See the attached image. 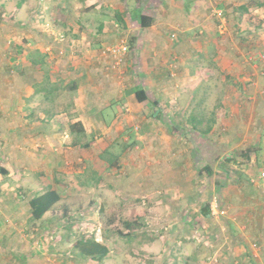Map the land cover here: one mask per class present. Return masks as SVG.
I'll return each mask as SVG.
<instances>
[{"label":"rangeland","instance_id":"obj_1","mask_svg":"<svg viewBox=\"0 0 264 264\" xmlns=\"http://www.w3.org/2000/svg\"><path fill=\"white\" fill-rule=\"evenodd\" d=\"M19 1L20 6L18 7L16 3ZM21 1L0 0V97L3 98L2 103L0 98V113L5 116L0 120V164L8 170L7 174L0 175V223H2V226L0 225V254L1 252L6 253L9 248L7 244H4V238L7 235L4 231L12 228L14 230V239L23 243V246H21L22 253H30L34 250L38 253L35 257L39 259V261L35 260L36 264H44L41 261L48 264H57L56 262L61 261L60 257L65 252H62L60 248H66L68 251L70 249L69 245L71 246L77 234L83 232L95 233L97 239L103 241L101 232L103 233L106 228L111 230L119 228L124 229L123 231H128L122 222V218L128 217L134 221H146L140 231L142 233L145 232L147 237H144L140 232L132 240H127L128 236L124 235H111L110 239L105 241L112 250L111 259L106 262L108 264H141L142 261L145 264H184L189 259L186 258L188 255H194L192 257L193 260L190 261L191 264H239L240 261L243 264H255L256 260L260 262L259 264H264V260L262 262L257 259L264 258V192L261 191L262 188L264 189V179L259 178L261 171H264L263 153L253 152L251 154L254 156L253 160L251 159L246 163L244 162L245 160H240L239 163L234 160L225 164V169H227L226 172L229 173V176L225 175L228 181H225L221 187H229L227 188L229 189L228 192L221 189L215 195L214 193H207L205 195L191 196L187 203L182 202L178 206L179 208L174 207L170 213L166 210L167 204L160 202L152 214L147 212L149 214L146 215L144 213L146 211L144 203L139 202L140 199L136 200L135 196H132L130 197L132 199L131 202L124 201V199L118 200L116 199L118 194L112 188H108L104 191V194H111L112 196L108 201L115 200L118 202L115 203V206H112L111 212L110 209H107V211L104 210L105 214L96 213L93 215L89 213L93 211L90 209L92 206L89 204V199L94 195L88 192L84 193L83 191H87L85 187L79 191L76 186H80V184L74 181L75 171L82 169L84 165L90 167L92 159H90L88 149L86 150L82 146L76 147L73 144L72 138L70 135L68 136L65 130L67 129L66 122L62 120V130L55 132L58 135L56 137V145H59L58 150L57 146H54L57 151H54L50 144L55 138L50 133L47 135L45 143L38 145L41 143L38 141L33 143L31 139L25 140L26 136L22 137L23 134H19V131L15 133L12 131V128L15 127L12 124H17L23 120L24 112H27V109L22 102L23 98L19 104L14 105L15 110L13 111L5 99H10L14 95L24 94L23 91L26 88L23 86L26 84V79L23 78L22 68L29 61L32 62L29 58V49H34L35 45L42 44V49L45 48L46 54L41 53L43 67L31 72L29 81L31 83L34 80L42 79L44 81L41 85L35 83L33 88L36 91H40V94L45 97V102L37 100V107L31 105L29 109V114H32L30 117L31 121L33 118L39 117L40 112L44 113V109L52 111V113L46 114L47 117H51L55 113H64L69 108L73 97L76 98V93L79 90V86L76 87L77 90L72 88V84L76 83L74 81L75 72L72 71V68L79 64L76 62L79 54L82 61L90 58L106 59L108 61L106 71L109 72L107 75L111 79L112 84L110 85L108 96L115 94L120 88L124 87V77L129 74L126 71L127 69L124 74V72L108 68L111 61L110 57H102L87 50L77 52L75 49L72 52L68 42H59V40L55 39L56 35L64 34L66 38H69V43H71L73 35L67 34V32L72 33L71 28L76 25H69L66 20L77 17L83 11L91 10L87 6L89 0H80L83 1L81 3L79 0H27V2L24 1L25 3ZM103 1L107 5V7L105 5L106 9H103L104 12L112 16L109 21L119 24V26H116L119 28L116 32L113 30L108 32L111 35V40L112 36L114 40L109 41L108 38H105L104 42L114 44L125 38L130 51L132 47L136 49L138 36L141 38L144 33L156 31V33L161 34L162 40H164L162 44L170 48L172 47L170 43L179 40L183 33H186L184 32L185 29L190 27L187 30L189 45L200 51V53L196 52L189 55V57L191 56L189 61L190 68L192 71H200L207 68L215 70L212 75H216V77H213L209 83L214 98H216V95L234 97L235 87L238 88L239 96H242L240 91L247 89L243 87L242 83L246 81L245 77L249 78L252 83L256 82L253 85L254 87L258 86L256 89L261 90L263 88L264 0H191V4H189L188 0H174L177 3L176 8H174L173 4H170L172 0H169L170 3L167 6L165 4L161 5L159 3L160 0H138L139 5L143 7L142 12L144 14H153V21L150 26H142L140 24L135 16L137 15L136 12L131 10V0ZM195 2L198 4L194 5ZM242 5H245L248 12L243 17H239V12L244 11L240 8ZM115 6L118 7L119 11L122 10L120 13L125 16H122L119 21L116 20ZM220 10L224 11V15L221 18L217 15ZM130 13L133 16L132 20L129 18L126 22L127 15H130ZM91 25H94L93 39L96 40L97 36H95L94 31L97 23L95 22ZM89 26L84 25L86 29ZM108 28L110 29V25H108ZM6 32L9 35H6ZM200 43H202L201 46L199 45ZM219 49L223 51V57L222 59L220 58L221 66L219 65V60L217 59L216 62L212 54L203 53L205 50L213 51ZM35 62L40 63V60L35 58ZM124 65L125 63L123 62L122 66L124 67ZM122 66L120 70L123 71L124 68L122 69ZM131 70L133 73L135 72L133 67ZM173 70L176 71V68H173ZM179 73L181 77L186 75L184 70H179ZM162 74H166V77L170 75L167 79L172 77L170 71L162 72ZM200 74L208 77V73L204 71L200 72ZM12 77L14 83L9 82V78L11 79ZM219 77L224 83L223 90L218 87L219 80L216 81L217 83L215 82ZM127 81L130 83L129 78H126V84ZM52 82H55V86L50 89ZM215 84H217L216 89L214 88ZM253 89L250 87L248 93L253 95ZM85 90L81 88V93L85 94ZM90 91H92V88H90ZM234 100H231L232 103ZM244 107L248 108L247 112L249 114L251 103L247 102L241 105V108ZM240 112L242 113L241 110H239ZM225 116L228 117L227 114ZM39 122L46 125L56 123L50 118L39 120ZM21 123L26 126L28 122L21 121ZM259 123L262 124V120ZM110 124L113 126L112 131H114V137H116V128L119 123H112L111 121ZM41 127L44 128V125H41ZM132 128L126 135L128 137L127 141L136 139L138 134L143 135L142 132L148 131L149 127L136 120L133 122ZM220 131H226L225 127H221ZM192 134L185 139H190L193 143L197 141V136L195 133ZM79 137L82 139V135ZM117 138V146L126 143L124 142V136ZM103 140L108 141V136L103 137ZM150 140H152L151 135L143 136V144ZM238 143H240V140L237 143H233L232 146H236ZM18 144L20 146H16ZM143 144L140 148L146 151ZM242 147H245V143L239 144V148L241 149ZM237 149L235 148V150ZM235 150L233 149L232 152ZM52 151L57 155L55 157L57 158V166H53L48 170L50 174L46 171V175L44 168L40 169L38 165L49 167L46 164L50 160L54 162L51 156ZM40 154L46 155V162L39 160ZM233 154L235 152L231 155ZM165 156L158 159L165 160ZM29 157L34 160L29 161ZM149 160L151 161V156H146L145 164ZM53 170L60 172L57 180L59 183L55 181V185L62 184L61 186L64 188L60 190H63L64 195L72 190V195L78 198L71 199V204L78 208L76 211L73 210L75 211V218L72 222L74 226L72 225L68 229V227L62 226V220H60V225H58L59 221L54 220L52 225L47 227L50 232L40 231L37 233L33 227L35 223H30L31 220L26 218V213L24 212L28 209L29 200L43 186L41 184L44 182L42 175L50 177ZM53 177L56 179V176ZM50 180H52V177ZM236 190L240 191L242 196H238L235 193ZM97 203L100 204L98 199ZM207 204L210 206L209 216L201 211L204 210ZM14 205L17 210H15ZM213 205L220 210L224 209L225 214L218 217L215 216L211 211V206ZM12 211L21 212L16 213L17 215L14 218L11 216ZM247 211L252 212V214L245 217ZM230 217L241 218L242 220H240L239 224L247 226L246 229L243 227L246 232L244 233L240 225L233 222ZM232 223L234 224L231 225ZM64 234H69L70 238L63 236ZM8 235L12 236V233L9 231ZM50 237L54 238V240L52 241ZM59 241H64L67 244L63 243V247H61ZM57 242L59 244L54 248ZM236 245L243 247V255L242 253L241 256L233 254V246ZM244 245H247V247ZM34 246L35 248H32ZM228 246H231L232 249L227 250ZM168 249L171 250L170 253ZM216 250H219L217 256H215ZM174 252L177 253V258L173 254ZM235 257L239 259V263H235ZM166 258L169 259L166 260Z\"/></svg>","mask_w":264,"mask_h":264},{"label":"crops","instance_id":"obj_2","mask_svg":"<svg viewBox=\"0 0 264 264\" xmlns=\"http://www.w3.org/2000/svg\"><path fill=\"white\" fill-rule=\"evenodd\" d=\"M24 1L27 2V0H22L21 2ZM188 1L191 4L193 0ZM88 2L87 6L91 10L83 11L73 19H65L69 25H76L73 27L75 29L72 33L68 32L73 35H71V43L68 46L75 48L77 52L87 50V46H91L93 53L98 54L102 47L110 44V42H104L105 38H108L109 41L114 40L113 36L111 40V35L108 32H112V30L116 32L119 28L115 25L117 22L109 21L112 16L104 12L103 9H106L105 1L89 0ZM131 2L130 7L132 11L142 12L143 7L139 5V1L131 0ZM159 3L167 6L170 1L160 0ZM170 4H173L174 8L177 6L174 0ZM196 4L198 3L195 2L194 5ZM16 6H20V1L16 3ZM121 11L116 7L115 14ZM142 13L144 14V12ZM120 15L121 17H125L123 14ZM146 15H150L153 18L152 13H147ZM127 16L126 22L129 18L132 20L133 16L131 13ZM95 22L97 23L94 31L95 36H97L96 40L93 39L94 25H91ZM84 25L90 26L86 29ZM108 25H110V29ZM188 29L190 27L185 29L184 32L186 33H183L179 40L170 43L172 45L170 48L162 44L164 40H162L161 34L156 33V31L144 33L141 38L138 36L136 49L131 48L132 50L126 56L125 65L124 67L122 66L124 70H121V72L125 74L126 69L129 72L127 77L126 75L124 77V87L110 96H108V92L112 84L111 79L107 75L109 72L106 71L108 61L106 59L92 58L82 61L78 53L79 58L76 59V62L79 64L72 68V71L75 72L74 81L76 82L72 84V88L76 89L79 86V90L76 93L77 96L75 95L76 98L73 97L69 108L64 113H55L53 116L47 117L46 114H50L52 111L44 109V113L40 112L39 117L33 118L32 121L30 120L32 114H29L31 105L37 107V100L45 102V97L40 94L39 90L36 91L33 88L35 83L41 85L44 81L42 79L34 80L31 83L29 81L30 73L43 67L41 62L42 54H46V51L45 48L42 49V44L35 45L34 49L36 50L29 49V58L32 62L29 61L22 68L23 78L26 79V84L23 87L26 90L23 91L24 94L14 95L10 99H5L13 111L15 110L14 105L19 104L23 98L22 102L25 104L24 107L27 109V112H24V119L21 121L28 123L26 126L21 121L17 124H12L15 126L12 128V131L14 133L19 131V134H23L22 137L26 136L25 140L31 139L33 143H36L34 141L41 143L38 145L44 144L47 135L50 133L55 137L50 144L52 149L57 151L59 145H56V137L58 135L55 132L62 130V120L66 122L67 129L65 130L68 136L70 135L72 138L73 144L76 147L82 146L86 150L88 149L90 159H92L91 166L84 165L82 169L75 171L76 175L74 178V181L80 184V186H76L79 191L85 187L87 191H83L84 193L88 192L94 195L89 199V204L92 206L90 209L93 210L89 212L90 214H105L104 210L107 211V209H110L111 212L112 206H115V203L118 202L115 200L108 201L112 197L111 194H104V191L108 188H112L120 196L116 197L118 200L124 199V201L131 202L132 199L130 197L132 196H135L136 200L140 199L139 202L144 203L146 210L144 213L146 215L149 214L147 212L152 214L160 202L167 204L166 210L170 213L174 207L179 208L178 206L182 202L187 203V200L191 196L205 195L207 193H214L215 195L221 189L228 192L229 189L227 188L229 187H221L225 181H228L225 175L229 176V173L226 172L225 164L236 160L237 156L243 151H252L247 157L245 156V163L251 159L253 160L254 156L251 155L253 152L264 154V84L263 88L258 90L256 89L258 86H253L256 82L252 83L249 81V78L245 77L246 81L242 83L243 87L247 89L240 91L242 96H239L238 88L235 87L234 97L216 95V98H214L209 83L213 77H216V75H212L215 70L207 68L205 70L192 71L190 68L189 61L191 56L189 57V55L196 52L200 53V51L189 45L190 41L187 40ZM5 34L9 35L7 32ZM199 45L201 46L202 43ZM203 53L212 54L214 60L217 62L218 59L221 66L220 58L222 59L223 57L221 49L213 51L205 50ZM35 58L40 60V63H36ZM132 67L135 70L134 73L131 70ZM173 68H176V71ZM179 70H184L186 75L181 77ZM169 71L172 77L167 79L170 75L166 77V74L164 75L162 72L166 73ZM202 71L208 73V77L202 76L200 74ZM126 78H129L130 83L127 81L126 84ZM218 80V87L223 90L224 83L221 77L215 80V82ZM9 82L14 83L13 77L9 78ZM119 82L118 84L121 83ZM54 86L55 82H52L50 89L54 88ZM249 86L254 88L253 95L248 93V90H250ZM81 88L86 89L85 94L81 93ZM90 88H92V91H90ZM214 88H217V84H215ZM38 95L40 96L38 97ZM0 98L2 103L3 98ZM233 99L235 100L232 103L231 100ZM247 102L251 103L249 114L247 107L241 108V105ZM256 106L258 107L254 108ZM239 110L242 113H239ZM226 114L228 117L225 116ZM4 117V114L0 113V120ZM47 118L53 119L56 123L46 125L39 122V120H46ZM255 118L256 120H254ZM136 120L141 121L144 126H148V131H143V135L138 134L136 139L127 141L128 137L126 135L133 129L132 124ZM260 120H262V124L259 123ZM111 121L112 123H119L116 128V137H114V131H112L113 126L110 124ZM209 122L211 127L208 125ZM41 125H44V128ZM221 127H225L226 131H220ZM192 133H195L197 136V141L193 143L190 139H185L188 135H193ZM81 135L82 139L79 137ZM146 135H151L152 140L143 144V136ZM105 136H108V141L103 140ZM120 136H124L126 140H124L126 143H123V145L119 144L122 147L116 145L117 137ZM239 140L240 143H245V147L240 149V143L232 146L233 143H237ZM142 144L146 148V151L141 150L140 146ZM54 146H57V150H55L56 147ZM235 148L239 149L235 150ZM233 149L235 151L232 152ZM234 152L235 154L231 155ZM148 153L150 154L147 155ZM51 156L54 162L50 160L46 164L49 167L38 165L40 169L44 168L45 174L46 171L50 174L48 170L53 166H57V158H55L57 155L52 151ZM146 156H151V161H148L149 164H145ZM164 156L166 157L165 160L158 159ZM228 159L234 160L228 161ZM28 160L32 161L34 159L29 157ZM39 160L46 162V155L40 154ZM237 162L239 163V161ZM59 175L60 172H55V170L52 171L50 177L42 175L44 182L41 183L40 181V183L43 186L40 188V191L35 193V195L42 193L47 188L52 187L57 189L61 194V201L40 220L30 221V223H35L33 227L37 232H50L47 227H50L54 220L60 222L58 225L61 224L60 220H62V226L68 227V229L73 225L74 212L78 208L71 204V199L78 198L72 195V190L64 195L63 190H60L64 188L61 186L62 184L55 185L58 182ZM53 176H56V179ZM51 177L53 181L50 180ZM261 191L264 192V189L262 188ZM235 193L238 196H242L240 191L236 190ZM97 199L100 204L97 203ZM97 207L98 209H96ZM14 208H16L15 205ZM20 212L12 211L11 216L15 218V215ZM247 212L245 213V217L252 214V212ZM24 213H26V218L30 220L31 207L29 202L28 209ZM48 214L50 215L48 216ZM55 216L57 217L54 218ZM230 219L238 225H240L239 222L242 220L237 217H230ZM0 225L2 226V223ZM13 227L16 228L14 225ZM240 227L246 229L247 226L240 225ZM106 229L111 230L109 228ZM106 229L103 230V233ZM245 229H243L244 233L246 232ZM9 231L12 233V236L8 235ZM4 232L7 233L6 238H4V244H7L9 248L6 253L1 252L0 264H34V262L36 264L35 260L39 261L35 257V255H38L37 251L33 250L30 253L21 252L23 243L14 239V230L12 228ZM63 236L68 237L69 234H64ZM59 242L61 247H63V243L67 244L64 241ZM59 242L54 245V248L57 247ZM69 247L71 248L70 245ZM32 248H35V246ZM226 249L231 250L232 248L228 246ZM233 249L234 255L241 256V253L243 255V247L236 245L233 246ZM57 250L59 249L57 248ZM168 251L169 253L171 252L170 249ZM216 251L215 253L218 254L219 250ZM111 253L112 250L102 262H96L86 257H78L77 260L71 261L70 264H108L106 262L110 261ZM173 254L177 258V253L174 252ZM169 256L171 257V255ZM180 257L182 256L180 255ZM190 257L191 259H188L189 262L193 260L192 257L194 255H188L186 258ZM169 258H166V260ZM257 259L260 261L264 260V258ZM41 262L48 264L44 261ZM56 263L61 264V261ZM235 263H239L238 258H236ZM259 263L258 260L255 261V264ZM141 264H145V262L142 261ZM239 264L243 263L240 261Z\"/></svg>","mask_w":264,"mask_h":264},{"label":"trees","instance_id":"obj_3","mask_svg":"<svg viewBox=\"0 0 264 264\" xmlns=\"http://www.w3.org/2000/svg\"><path fill=\"white\" fill-rule=\"evenodd\" d=\"M138 0H136L137 2ZM243 9V12H239L240 16L243 17L244 14L247 11L245 5H242L240 7ZM132 12V11H131ZM120 12H117L116 14V20L119 21L122 19ZM135 15L137 19L139 20L140 24L142 26H150L152 24L153 18L150 15L143 14L141 11H136ZM224 15V11H223ZM70 18V17H68ZM73 31V28H71ZM71 33V32H70ZM67 34H69L67 32ZM126 59V58H125ZM42 62H43V57H42ZM208 125L211 127L210 122ZM252 152L251 150L243 151L240 153L236 160L240 162V160H244L245 156L247 157L249 153ZM234 159H228V161H231ZM8 170L0 166V175L7 174ZM61 201V194L57 189H54L52 187L47 188L44 192L38 193L34 195L30 200V207H31V222L33 221H38L40 220L47 212H49L58 202ZM205 215L209 216L210 213V206L207 205L204 207V210H202ZM123 226L128 230V231H123L124 229H114V230H105L103 233V241H99L95 235V233L91 232H83L81 234H77L76 238L74 239L71 248L67 251L65 249L61 250L62 255H61V264H70L71 261L77 260L78 257H86L90 258L91 260L102 262L110 253L111 248L110 246L105 243L108 239H110V236H118V235H124L128 236V240L134 239V237L138 234V232L142 233L140 231V228L145 225L144 221H134L130 220L128 217L122 218ZM38 233V232H37ZM102 234V232H101ZM144 237H147V234L145 232L142 233ZM68 239L70 238V235L67 237ZM50 239L53 241L54 238ZM72 242V241H71ZM59 251V250H58ZM71 251V252H69ZM59 254V253H58ZM191 257L189 258V260ZM189 260H186V263L184 264H191ZM70 261V262H69ZM69 262V263H68ZM95 262V263H96Z\"/></svg>","mask_w":264,"mask_h":264},{"label":"built area","instance_id":"obj_4","mask_svg":"<svg viewBox=\"0 0 264 264\" xmlns=\"http://www.w3.org/2000/svg\"><path fill=\"white\" fill-rule=\"evenodd\" d=\"M217 15L221 18L223 16V11L222 10L218 11ZM115 25L119 26L118 23H116ZM65 36L66 35H64V34L56 35L55 39L59 40V42L66 41L69 44V38H66ZM71 50H72V52H74L75 48H71ZM87 51L93 52L92 47L87 46ZM128 52H129V45H128L127 39L122 38L114 44L105 45L98 52V54L102 57L103 56L110 57L111 61L109 63L108 68H110L112 70H118L119 72H121L120 68H121L123 62H125V58H126ZM259 178L264 179V171H261ZM215 207H216L215 205L211 206V211L215 216L218 217L219 215L225 214L224 209L220 210L217 207L216 208ZM215 256H217V253H215ZM215 260H217V259H215Z\"/></svg>","mask_w":264,"mask_h":264}]
</instances>
